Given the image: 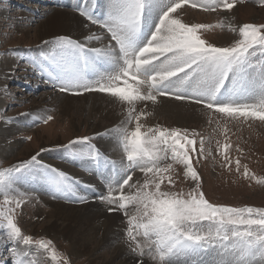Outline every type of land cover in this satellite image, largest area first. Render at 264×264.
Segmentation results:
<instances>
[{"label":"snow or ice","instance_id":"obj_1","mask_svg":"<svg viewBox=\"0 0 264 264\" xmlns=\"http://www.w3.org/2000/svg\"><path fill=\"white\" fill-rule=\"evenodd\" d=\"M236 3L72 0L67 6L87 21L82 39L54 35L35 47L0 52V57L15 61L0 74L5 80L21 79L14 74L23 71L59 93L106 94L120 106L121 114L118 123L102 132L41 147L26 159L0 166V245L10 246L5 248L7 257L0 254V264H71L66 256L61 258L51 239L26 234L19 224L22 208L36 199L31 192L39 188L53 200L98 203L108 214L119 213L125 225L123 243L133 264H145V256L154 264H264V207L213 203L202 191L194 161L199 164L212 155L206 149L209 138L195 129L149 123L148 105H156L160 97L202 105L225 121L264 122V23L237 27L184 19L188 9L219 13L234 9ZM89 25L99 31L92 32ZM225 27L238 37L229 46L203 38L204 33ZM0 92L9 103L22 102L6 84ZM48 111L23 112L4 122L14 124L23 117L25 126L32 127L51 121ZM100 139L106 142L104 151L93 143ZM230 147L216 144L229 169ZM60 149L66 159L82 162L97 182H85L40 158ZM236 150L243 154L239 145ZM176 166H181L180 172ZM240 169L237 158L235 170ZM243 176L264 183V177H256L247 165ZM178 180L192 187L176 190Z\"/></svg>","mask_w":264,"mask_h":264},{"label":"rangeland","instance_id":"obj_2","mask_svg":"<svg viewBox=\"0 0 264 264\" xmlns=\"http://www.w3.org/2000/svg\"><path fill=\"white\" fill-rule=\"evenodd\" d=\"M71 2L72 0H0V12L3 13V15H0V52L16 46L21 48L26 46L35 47L41 44V41L51 38L52 36H48L45 39H41L38 44V39L42 35H38L41 33L39 31L40 28H37V30H34V28L40 22L48 20L56 9H63V12L65 10L66 16L69 17L71 23L72 17L75 16L77 23L84 28V24L87 21L71 7L67 6ZM43 13L47 14L41 15ZM184 19L186 22L208 24L224 21L226 25L231 23L237 27L244 23L261 24L264 23V4L261 3V0H237L234 9L230 11L221 10L219 13L188 9ZM89 27L92 32L99 31L96 26L89 25ZM86 34L87 32L83 31L70 32L68 35H71L74 39H82L83 35ZM61 35H65V32H62ZM203 38L216 46L223 47L229 46L238 37L236 33L225 27L224 29L216 28L210 30L203 34ZM4 58L6 57H0V74L6 72L1 64ZM8 59L9 61L11 60L10 58ZM14 63L15 61L12 59L11 66ZM20 67H23V65H20ZM14 75L21 77V79L5 80L0 75V88L6 84L10 93L16 95L17 101L22 102L9 103L6 96L0 92V129L5 117H16L23 112H36L39 109H48L47 114L52 115L53 119L48 121V123L40 122L32 127H27L24 123L17 124L16 130L10 129L11 135L2 140H4L3 143L8 145L15 141L17 150H13L10 153L4 152L5 155L0 154V166L7 167L18 160L26 159L30 154L39 151L41 147L52 148L56 145L66 144L69 140L76 137L92 136L93 133L102 132L104 129L112 127L121 119L120 106L106 94L91 92L75 96L59 93L50 86L41 83L31 73L17 71ZM24 77L27 78L29 83L24 82ZM64 95L75 97L74 105H61L59 98ZM96 99H111V103L114 106L113 108L110 107V109H104L101 113L97 111V106H93L91 103ZM160 100H163L162 102L167 101V110L160 112L158 103L156 105L149 104L148 111L152 113V116L149 117L150 124L159 123L168 127L195 129L201 135L209 138L206 140V149H210L212 155L206 159H200L199 164L194 161V166L201 176L202 191L205 197L210 202L218 204L264 207V183H257L256 180L243 176V165H247L250 172L255 173L256 177H264V122L251 119L246 121L243 118L225 121L215 113L210 114L202 105L187 101H177L170 97H160L159 103ZM172 107L175 108V111L172 110ZM19 118L24 119L23 117ZM225 128H227V133H225ZM225 135H227V139H225ZM29 136L32 138L31 140L27 139ZM218 141L221 146L225 143L231 144L228 150L229 156L233 160L230 166L231 170L223 166V158L216 150ZM3 143L0 142V153L3 151L1 146ZM93 143H96L101 151H104L106 147L105 140L100 139L93 141ZM237 145L243 149V154L236 150ZM221 151H223L222 147ZM65 155L63 150L60 149L42 153L40 158L45 163L60 168L85 182H97L94 176L85 171V166L82 162H72L66 159ZM117 155L119 154H116V157L113 155L112 158H117ZM237 158L241 161L239 172L235 170V159ZM176 170L180 172L181 166H176ZM191 187L192 185L187 181L178 180L176 190L182 188L187 192ZM21 190L25 191L27 189L22 188ZM31 194L36 199L26 204L19 216V224L26 234H31L37 238L45 237L51 239L61 254V258L66 256L70 259L71 264H113L114 258L111 257L112 254L104 247L100 248L102 243L99 241L103 239L107 221L99 225L97 236H93V239L82 247L76 245L77 240L81 236L82 227L80 225L76 226L77 234L74 230L70 235L57 231L58 228L62 227L61 223L66 224L68 229L74 223H81L80 220L75 219V216H73V222L69 223H66L68 218L63 219L61 217L58 219L60 215L57 209L68 212L64 208L67 207L69 210L77 212L79 208L85 209L94 203L88 205L72 204L64 200H53L49 195L48 199H45L46 192L41 188L33 190ZM57 204H61L62 208ZM95 204L100 205L98 203ZM99 207L106 217L111 216V214L104 211L101 205ZM112 215H115L120 220L119 222L123 228L125 226L123 223L124 218L119 213ZM121 236L124 237L123 232ZM123 237L119 236V241L122 239V242L120 241L116 246L113 245L112 249H116L117 252L120 250L123 254L122 257L124 256L123 259L129 264H133L131 256L128 255L127 245L123 243ZM8 247L10 246L0 245V254L7 257L9 253L5 251V248ZM144 259L145 264H154L150 257L145 256ZM50 264H57V262L50 261Z\"/></svg>","mask_w":264,"mask_h":264},{"label":"bare ground","instance_id":"obj_3","mask_svg":"<svg viewBox=\"0 0 264 264\" xmlns=\"http://www.w3.org/2000/svg\"><path fill=\"white\" fill-rule=\"evenodd\" d=\"M0 15H3V13L0 12ZM72 23H76V24H72ZM72 23L70 22L69 17L66 16L65 10L63 12V9H56L49 16L48 20H46L44 22H40L38 25L35 26L34 30H37V28H40L39 31H41V33H39L38 35H42V37L38 39V44L41 41V39H45L46 37L53 36L55 34L61 35L62 32H65V35H68L70 32L71 33L83 32V29H82L83 27L80 26L79 23H77L75 16L72 17ZM43 35H45V36H43ZM11 61H12V59L9 61L8 58L2 59L1 64H2V67L5 71H8L12 67ZM59 97H61V96H59ZM100 97L103 98L102 95H100ZM57 98H58V96H57ZM59 99L61 100V105H64V106L74 105L75 97H70L69 95L68 96L64 95L62 98H59ZM162 101L163 100H160V103L158 102V104H159L158 108H159L160 112H164L167 110V105H166L167 101H164V102H162ZM91 103L93 104V106H97V108H96L97 111H100L101 113L104 109H110V107L113 108V106H114V104L111 103V99H109V100L96 99L95 101H92ZM90 106H91V104H90ZM172 110L175 111V108L172 107ZM23 121H24V119L19 118L16 123L9 124V125H6L5 122H3L1 124V129H0V139H1L0 142L3 143L4 140H2V139H5L7 136L11 135L10 129L16 130L17 124H19V125L23 124L24 123ZM115 121H117V120L115 119ZM8 143H10V142H8ZM1 146H2L3 151L0 154H4V152L10 153L13 150H17V148L15 147V141L12 142L10 145H8L7 143H3V145H1ZM114 156L116 157V154ZM91 182H93V181H91ZM41 189H43V188H41ZM43 190L46 192L45 189H43ZM45 195H46L45 199H48L47 192ZM57 205L61 206L60 208H62L61 204H57ZM99 206L94 203L93 205H89L85 209L79 208V211H77V212H74L71 209L69 210V208H67V207H64V208H66L68 210V212H63L62 210L57 209L59 211V215H60L58 217V219L61 217L63 219L68 218L67 219L68 222H66V223H69V222H73V218H74L73 216H75V219H78L81 222L79 224L74 223L73 225H71L69 227V229L66 227L67 226L66 224H63L60 222L62 227L58 228L57 231H59L61 233L65 232L66 235H70V233L74 230V231H76V234H77L78 230L76 229V226L80 225L82 227L81 236L77 240L76 245L78 247H82L85 245V243H88V241H91L93 239V236H95V235L97 236V233H98L97 230H98L99 225L101 223L107 221V228L104 230L103 239L99 240L102 243V246L100 248L104 247L106 250H108L110 252V254H112L111 257L114 258L113 264H129L125 259H123L124 256L122 257L123 254L120 250H119V252H117L116 249L115 250L112 249L113 245H115V246L118 245L120 243V241L122 240L121 239L119 241V236L123 237V236H121L122 227H121V224L119 222L120 220H118V218L112 214H111V216L106 217L102 213L103 211L102 212L100 211ZM102 208H103V206H102ZM53 225L56 226L55 224H53ZM124 244H122V245H124ZM104 264H106V263H104Z\"/></svg>","mask_w":264,"mask_h":264}]
</instances>
